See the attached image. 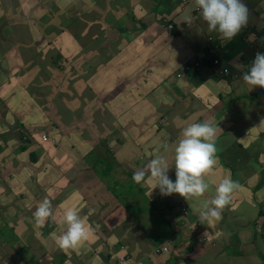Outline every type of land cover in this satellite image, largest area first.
<instances>
[{
	"label": "crops",
	"instance_id": "1",
	"mask_svg": "<svg viewBox=\"0 0 264 264\" xmlns=\"http://www.w3.org/2000/svg\"><path fill=\"white\" fill-rule=\"evenodd\" d=\"M183 2L72 0L66 6V0H0V175L10 182L0 186V264H109L102 255L108 261L124 256L122 264H249L255 237L264 245L263 205L255 211L248 198L255 193L264 199L261 181L251 184L263 176L253 161V144L264 142V89H249L243 78L212 77L205 38L215 35L221 42L219 34L209 32L201 17L186 27L185 17L194 15L190 8L182 10ZM242 2L252 3L264 29V10L258 12L264 0ZM163 19L177 27L173 45ZM221 44L236 57L226 63L232 73L252 63L246 33ZM71 53L79 58L73 60ZM199 59L201 67L176 77ZM148 66L154 73L136 85L135 77ZM215 86L230 89V96L219 97ZM204 120L223 122L233 132L226 144L217 141L220 167L205 177L210 188L204 196L161 195L158 187L152 189L150 173L140 184L132 179L155 158V150L168 145L162 155L174 182V149L182 130ZM17 127L30 143L18 164L6 137L18 136ZM42 133L58 145L44 142ZM228 175H236L231 178L239 189L222 219L192 225ZM45 198L52 201L55 218L42 229L33 219ZM185 205L190 212L183 225ZM69 207L78 209L94 232L79 248L60 251L51 230ZM172 235L175 245L168 243ZM89 243L102 244L98 259ZM161 244L169 251H155ZM257 255L262 264L264 255Z\"/></svg>",
	"mask_w": 264,
	"mask_h": 264
},
{
	"label": "clouds",
	"instance_id": "2",
	"mask_svg": "<svg viewBox=\"0 0 264 264\" xmlns=\"http://www.w3.org/2000/svg\"><path fill=\"white\" fill-rule=\"evenodd\" d=\"M189 0H184L183 8ZM72 0H66V6H70ZM195 10L199 11L200 17L206 22L209 32H217L222 43L230 42L238 33L242 35L246 33L247 23H252L254 14L251 8L247 7L242 0H193ZM182 8V9H183ZM195 17L189 13L185 17L184 22L191 24ZM167 22L168 26L164 23ZM168 27L169 35L172 38H177L178 30L174 23L169 19H163L162 28ZM175 30V33L172 32ZM255 39L254 35L249 36V41ZM264 51V46H262ZM258 51L251 65L244 71L242 76L243 81L249 85V89L253 86L264 88V53ZM233 55V54H232ZM210 58V64L213 66L219 65L221 62L228 63V60L220 59L214 52H210L207 56ZM216 57V59H215ZM236 57L233 55L231 61ZM217 60V64L214 61ZM199 59L192 65H184L182 70L176 74L177 78H184V74L190 73L193 68L201 67ZM234 67L240 69L243 66L236 63ZM212 69V67H210ZM224 77H236L235 73H229V67L226 65ZM153 70L149 72L142 71L135 79L143 76L150 77ZM242 74V73H241ZM230 91V89H229ZM220 130L217 123L212 120H204L202 122H192L183 128L181 139L175 146V175L176 179L173 182L167 172L169 162L163 155H157L151 159L146 169L138 170L133 173L132 179L140 184L144 182L146 173H150L151 181H154L153 188L158 187L161 195H170L179 193L186 200L199 198L205 195L210 188V183L205 180V177L212 174L213 169L218 164L217 158V133ZM43 139L51 137L48 133H42ZM167 148V145H165ZM264 154V151H263ZM239 189V183L234 181L230 175L222 178L215 187V196L207 199L201 205L199 217L192 223L202 225L203 222L214 220L216 222L222 219L223 209L230 205L233 194ZM42 199V198H41ZM184 225L189 216L188 208L182 209ZM35 224L39 228H43L49 218L53 216V206L50 199H43L36 207L34 212ZM62 223L66 224L65 231L57 239L59 248L64 251L70 249L75 250L86 242L94 229L88 224L86 217H81L78 209L69 207L64 211ZM191 225V226H192ZM204 235L208 239V235ZM169 239V244L173 241ZM164 247V246H163ZM169 251L168 245H166ZM162 248V247H159ZM155 251L156 248H155ZM163 251L162 252H168Z\"/></svg>",
	"mask_w": 264,
	"mask_h": 264
},
{
	"label": "rangeland",
	"instance_id": "3",
	"mask_svg": "<svg viewBox=\"0 0 264 264\" xmlns=\"http://www.w3.org/2000/svg\"><path fill=\"white\" fill-rule=\"evenodd\" d=\"M251 5H252V3L247 2V5L246 6L249 7V8H251L252 14L255 15L256 12H257V10H254ZM187 8H190L191 9V11H192V13H193V15L195 17V20L193 21V23H191V24L185 23V26L186 27H190V26H192L193 24L196 23V20L200 17V14H199V11L198 10H195L194 3L192 1H190V0H189V3L186 2L185 6H184V8L182 10L185 11ZM263 10H264V3H261V7L258 9V12L259 13H262ZM255 18H256V16H254V18L252 20V23L249 22L246 25V29H247L246 30V34L248 36L254 35V37H255V39L253 41H251V42L249 41V43H250L249 45L252 48V49H249V52L252 54L251 57H253L254 55H256L258 51H262V46H264V29L263 28H260L261 27L260 18H259V21L260 22H256V19ZM164 24L168 26V23L167 22H165ZM163 31H164L165 35L167 36V39H168V41H169V43L171 45L174 44L173 42H175V41L178 40L176 38H172L169 35V29H168V27L163 28ZM72 36H73V41L76 42L77 45H78V39H76L74 37V35H72ZM205 40H206V49L204 50V53L206 54V56H208L210 54V52H214L218 56V58L224 59V60L226 58V60H228V63H233L234 62V61H231V58L233 57L232 53H227V52H231V51H229V49L227 48V46H225V44H221V42L219 41L218 37H216L215 35H208V36H206ZM241 41L243 43H246L247 42V40H245V39H242ZM262 53H264V51H262ZM70 58H73V60H77L79 58V55L78 54L71 53ZM254 59H255V56L252 59H250L248 63L252 62ZM238 60H240V58H238ZM250 65H248L247 67L244 68V70L242 71V74H244V71H246L247 68ZM151 70L152 69L148 66L143 71L144 72H149ZM234 72H235L236 77H233L232 79L242 78L241 71L237 72L235 70ZM229 73H231V76H232V72H231L230 69H229ZM148 78L149 77L143 76V77H141L139 79H134L133 82L136 85H141ZM210 85H212V81L211 80H209L207 82V86H210ZM257 89L259 91L262 88L260 86H257ZM214 91L215 92H218V96L219 97L221 96V92H223L227 96H230V94H231V92L229 91V89H227L226 87H224L223 89H221L220 87H216L215 86V90ZM180 94L183 95L182 92ZM262 94H263V103H264V90H262ZM193 110H195V108ZM216 110H218V107L217 106H216ZM263 112H264V110H263ZM250 116H252V115L249 114V117ZM262 124L264 126V119L262 120ZM217 127L220 129V130H218V133H217V141L219 143L226 144L227 141L229 140V138L233 134L231 128L229 126L225 125L223 122L217 124ZM3 129L6 130V131H8L9 130V127L6 126ZM16 131H17L18 136L17 135H14L13 133H9L8 135H6V137H7V140H8V144L11 146V149L9 150V152H11L14 156H16L18 158V162H17V164H18L19 161L23 157H26L28 155V150H29L30 143L28 142V133L25 130H22L21 128L17 127L16 128ZM254 132H256V137L259 136V135H261L259 130H254ZM1 135H3V134H1ZM50 137H51V139H50L49 142L52 143V144H55L57 146L58 145L57 139L55 137H52L51 135H50ZM253 137H255V135ZM44 140H47L48 141V138H46ZM262 140H264V138H262ZM4 146L5 145H3V147ZM167 148H168V145H167ZM167 148H165V145H164L163 148H162V152H160L159 150H155L154 151V155H152V157H155L157 155L165 154V151L167 150ZM218 149H219V147L217 146V150ZM253 149H254V153H253V161H254V164L256 165V168L259 171V173L261 175H263V176L257 177L255 180H253L251 182V184L252 185H255L256 183H258L259 181H261V185L264 186V154H263V151H264V142H259V143L253 144ZM6 150H8V147L6 148ZM169 166H170V162H169ZM219 167H220V162H218V164L215 166V168L213 169V172L212 173H214L215 171H217ZM226 170L227 169L225 167L222 168V170H221L222 176L224 175V172ZM37 176H38V173L35 172V171H33V173L30 174V179L33 180V181H35V178H37ZM231 176H233V177L235 176L236 177V175H231ZM3 183H10V182L4 181V179L0 175V186L3 185ZM29 186H31V181L27 180L26 183H25L26 194H28L27 188H29ZM249 187H250V185H249ZM248 198H249L250 204L253 206V208H254L255 211L257 210V205H263V208H264V199H260L257 194H255V193L250 194V195H248ZM233 207L236 210L238 209V207L236 205H234ZM186 208H187V205H185L184 207H182V209H186ZM29 211H30V214H31L34 210H29ZM29 211L24 216H26V217L29 216ZM231 214H229L227 216V220L229 219V217H230ZM2 216H3L2 220H1L2 223H6L7 220H6L5 215L2 214ZM255 216L256 215L253 214V217H255ZM33 221H34V224H35V219H33ZM47 227L48 226L45 225L43 228H47ZM65 228H66V225L63 224V223H61V224L57 225L54 229L51 230V234L53 235V239H54V242H55V243L54 242H52V243L54 245L56 244V247L60 251L62 249L59 248V246L57 244V239H58V237L60 235H62L64 233ZM254 240H255L256 246L254 248L249 247V248H251V257H250L249 264H260L261 259L258 257L257 254L260 253V254H263L264 255V245L262 243H260V239L258 237H255ZM171 243L173 245H175L177 242H174V240H173ZM159 246L161 247L162 244L159 245ZM87 247H89L94 252L92 254L93 258L98 259L95 256L96 255V251L97 250H101V251L103 250L102 244H99L96 247H93V245L91 243H89V244H87ZM119 248H121L120 245H119ZM101 257H102V260H103L104 263L105 262H108L109 264H122V261H125L126 260V258L124 256H119V257L115 258L114 261H108L103 255ZM122 258H124V260H122ZM133 264H137V263L134 262Z\"/></svg>",
	"mask_w": 264,
	"mask_h": 264
},
{
	"label": "trees",
	"instance_id": "4",
	"mask_svg": "<svg viewBox=\"0 0 264 264\" xmlns=\"http://www.w3.org/2000/svg\"><path fill=\"white\" fill-rule=\"evenodd\" d=\"M172 32L175 33V30H172ZM215 59H216V57H215ZM211 67H212V77H215L216 79H221V78H224V76H226L224 69H222V68L226 67V64H224L223 62H221L217 66H213V64H212ZM225 78H227V77H225ZM172 238H173V235L170 236L168 238V240L172 239ZM262 264H264V261H262Z\"/></svg>",
	"mask_w": 264,
	"mask_h": 264
},
{
	"label": "built area",
	"instance_id": "5",
	"mask_svg": "<svg viewBox=\"0 0 264 264\" xmlns=\"http://www.w3.org/2000/svg\"><path fill=\"white\" fill-rule=\"evenodd\" d=\"M214 63L217 64V60H215ZM156 250H157V251H162V250H163V251H168V248H167L166 246H164V247H162V248H159V247H158V248H156Z\"/></svg>",
	"mask_w": 264,
	"mask_h": 264
}]
</instances>
